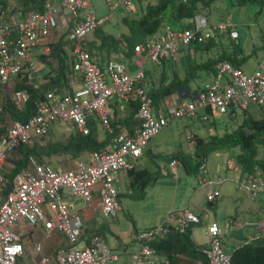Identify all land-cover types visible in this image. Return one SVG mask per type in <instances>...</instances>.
Wrapping results in <instances>:
<instances>
[{"label": "built area", "instance_id": "1", "mask_svg": "<svg viewBox=\"0 0 264 264\" xmlns=\"http://www.w3.org/2000/svg\"><path fill=\"white\" fill-rule=\"evenodd\" d=\"M6 1V0H1ZM108 11L130 12L135 0H102ZM162 0H153L158 4ZM208 12L199 10L193 18L192 28L175 31L168 25L162 31L134 47V59L130 68L124 62L110 60L101 70L95 65L84 46L85 40L103 27L108 16L98 18L91 0H47L42 12L29 14L24 20L4 18L0 11V85L17 79L19 83L40 84L37 63L32 53L44 44L42 56H48L50 45L66 33L70 43L72 71L80 81V87L72 93L57 95L45 93L36 114L26 123L13 122L0 136V189L3 186V169L12 153L22 145H30L33 139L46 138L56 126L61 134L74 127L83 136L89 134L88 122H100L110 141L102 151H96L88 159L73 161L69 170L28 159V166L15 175L12 189L0 202V264L20 263L28 243L38 256L37 264H118L119 255L112 252L98 235L85 237L84 210H98L102 219L114 218L120 211L118 175L133 169L130 160L138 159L149 141L163 131L170 122L180 119H199L208 122L207 113L235 116V111H246L248 106L264 105V59L250 73L235 68L227 61L214 66L211 80L196 91L189 102L174 103L173 97L164 100L165 106L155 110L147 92L144 64L148 60L158 66L161 54L175 63L180 47L205 43L213 34L238 38L231 16L224 23L210 25ZM57 32V34H56ZM62 33V34H61ZM73 85V82L71 83ZM138 100L135 119L138 126L132 135L109 121L108 101H127L130 94ZM178 97V95H175ZM174 96V97H175ZM24 91L13 92L12 103L17 107L27 101ZM203 112V115H198ZM194 142L191 133L186 136ZM226 169L234 176L237 191L254 202L264 193V174L256 172L242 177L241 169L233 160L226 162ZM178 161L173 159L169 168L175 173ZM198 184L209 187L203 162L197 171ZM220 194L208 189L206 199L213 202ZM76 198L83 203L82 210L70 211L64 199ZM264 210V204L262 206ZM20 222L26 227H41L43 235L14 229ZM201 220L190 210L170 213L160 226L136 234L139 249L130 255L128 264H156L159 254L153 247L172 233L183 234L188 227L196 228ZM247 225V224H245ZM262 232V224L257 225ZM62 236L63 242L49 256L42 255L43 244L53 234ZM203 236L208 247L200 264H231V257L221 248V230L216 222H207ZM260 237H251L245 244ZM168 264V262H164Z\"/></svg>", "mask_w": 264, "mask_h": 264}, {"label": "trees", "instance_id": "2", "mask_svg": "<svg viewBox=\"0 0 264 264\" xmlns=\"http://www.w3.org/2000/svg\"><path fill=\"white\" fill-rule=\"evenodd\" d=\"M0 0V11L4 18L14 17L16 20H24L29 14L42 12L47 0ZM221 0H162L158 4L148 3L143 7L140 15L136 18H123L122 25L126 30L125 34L118 38L106 35L102 27L96 30L93 37L84 42V46L90 56L91 61L101 70L104 64L117 55L121 60H131L134 55V47L143 43L145 40L160 33L165 25H168L175 31L192 28L193 18L199 10H208L210 6ZM54 2V0H53ZM56 2V1H55ZM230 3L239 8L247 5H256L260 10H264V0H229ZM172 22L175 26H172ZM222 37L214 35L205 43L194 44L192 52L198 54V61H194L188 67L182 78L175 76L171 82L166 85H160L157 88L147 87V92L153 102L154 107L160 108L162 100L170 97L177 91H187L190 89V82L197 79L200 73L214 74V66L220 61H227L235 68L242 69L247 62V58L237 59L236 54L242 56V52L237 48V44L231 41L232 53H228V48L223 44ZM70 43L67 40L66 33L62 34L59 40L50 45L48 56H40L42 62L49 59L52 63L49 73L44 77L45 82L40 84L19 83L17 79L13 81L14 91H24L27 95V101L17 108L11 101V96H1L0 122L5 123L7 119L13 122L26 123L36 114L38 104L44 100L47 91H53L57 95L69 94L73 91V85L78 84V78L72 71V59L70 58ZM203 56V58H201ZM118 58V59H119ZM120 61V60H117ZM75 80V81H74ZM146 81V75H145ZM73 82V85L71 84ZM1 86V85H0ZM2 87V86H1ZM12 95V94H11ZM129 96H135L133 93ZM137 99V98H136ZM138 100L133 103L135 111L138 108ZM244 113V111L242 112ZM209 123L213 126L212 135L208 140L196 139L194 155L192 157L177 155L175 160L180 161L185 172L196 176L199 166L205 162L208 154L213 151L238 149L239 153L233 161L241 169L242 177L254 175L256 172L264 174V157L260 152L264 151V116L261 119H254L243 114L240 123H236L232 128H228L221 121L210 119L214 114L207 113ZM221 115H218V117ZM223 117V116H222ZM233 120L234 117L226 116ZM221 119V118H220ZM235 121V120H234ZM1 126L0 136L4 134L8 127ZM92 120L88 122L89 134L81 135L72 127L69 131L60 135L62 140H47L53 130L46 138L33 139L30 145H22L15 150L11 156L16 155V159H9L10 166L4 167L3 186L0 189V202L12 189V181L15 175L27 169L28 159L33 158L38 163L46 164L52 157H69L73 161L86 160L93 152L102 151L110 141V136L105 132L106 139L99 142L95 126ZM11 125V124H10ZM114 127V126H112ZM59 128L56 126L54 129ZM61 129V128H59ZM223 132L219 134V130ZM47 161V162H46ZM53 168L57 169L55 166ZM131 180L132 190L140 191V197H144V190L149 185L152 175L145 170H128ZM261 195V194H260ZM191 231L188 227L183 234L172 233L167 239L155 243L153 247L157 253L159 251L166 255L169 261L177 259L183 255L190 259L200 258L204 263L205 257L200 251H196L190 238ZM100 237V236H99ZM231 264H264V238L243 245L235 249L231 254Z\"/></svg>", "mask_w": 264, "mask_h": 264}, {"label": "crops", "instance_id": "3", "mask_svg": "<svg viewBox=\"0 0 264 264\" xmlns=\"http://www.w3.org/2000/svg\"><path fill=\"white\" fill-rule=\"evenodd\" d=\"M55 1L58 2L59 0H54V2ZM91 3L93 5L92 0H91ZM148 3H152V0H135L133 8L129 12L130 19L136 18L137 16H139L143 7L146 6ZM102 4L104 5L103 1H102ZM93 7L98 14L96 7L94 5H93ZM104 9L106 11V14H101L102 16H100V17L108 16V21L101 28L102 31L106 35H111V36H114L116 38H118L122 34H125L126 30L123 27L122 22H121L123 18L119 19L121 26H118L117 27L118 29L116 28L117 31H114L113 26L112 27L107 26V24L110 22V20H109L110 17H109V15H107V13L111 14V13L117 12L119 10L114 11V12H110V11H108L106 6ZM97 14H96V16H97ZM100 17H98V18H100ZM56 34H57V32H56ZM238 38H239V36H238ZM236 40H231V41L234 42ZM43 46H44V44H40L39 46L36 47V49L32 53V59L35 63L39 62V63L46 66V70H45L46 72H44L43 75H41L43 78V81L41 82V84L45 82L44 77L49 73V71L51 69L49 67V64L52 63L49 59H47L46 62L41 61L40 56H42ZM180 48L181 49H179L180 51L178 52V56H177L178 58H177L175 63H171L168 60L165 52H162L161 63L158 66L152 64L148 60L146 61V62H148L147 65L144 66L145 75H146V81H145L146 88L148 87V89L149 88L152 89V88H157L160 85H166L169 82H171V80L175 76L182 78L184 76V74L186 73V70L188 69V67L191 66L194 61H198L199 56L197 53L192 52L191 46L180 47ZM35 58H38L37 62L35 61ZM112 58H115V59L117 58V60L124 62L125 64H127L129 66L130 71L131 72L133 71V69L130 68V65H131L132 60L134 59V55H133L131 60H126V61L121 60L117 55H115ZM201 58H203V56H201ZM212 76H213L212 74L204 73V77L205 78L208 77V80H207L208 82H209V80H211ZM207 81H206V83H208ZM12 84H13V81H12ZM7 85H9V83ZM7 85H4V86H7ZM79 87H80V81H78V84L73 85V89H76ZM199 89H201V86H196L195 88L190 87L189 90L183 91V93L181 91H177L176 93H174L170 97L174 98V100H173L174 103L189 102L192 99L193 95L196 93V91H198ZM175 95H178V97H176ZM164 100L165 101L168 100V97L165 98ZM164 100H162L160 108H163L165 106ZM136 101H137L136 96H129L127 101L119 100V99L109 100L108 101V112H109L110 124L114 127L118 126L122 130L126 131L128 134L132 135L138 126V121L135 119L136 111L134 113L135 108L133 106V103L134 102L136 103ZM157 109H159V108L156 107L155 110H157ZM203 114L204 113L201 112L200 115H203ZM210 119L213 121L214 116H212ZM96 122L97 121L93 122L92 125L95 126ZM209 122H211V121H209ZM189 124H190V119H180L178 121L170 122L168 124V126L163 130V131H165V133L168 132V135H165L164 137L157 138L160 135V133L163 132V131H161L156 137L152 138L149 141L146 148L143 150L141 156L138 159L130 160V163L132 165L133 170H145L149 174H151L153 177L152 178L153 181H151L153 183L150 182L149 185H147V187L144 190V195H143L144 197L141 198V201L146 199V197L154 198L155 200L161 201V204L159 205V207H162V201L166 195L165 194V192H166L165 187L162 184V183L167 181L166 180L167 178L165 177V175H168V174H166V171H167V173H169L168 176H176L177 175V177H179L180 172H179L178 168L181 167L182 168L181 173H183L181 175H184L185 177L189 176V174H187L185 172L180 161H178V166L176 168L175 173H173L171 171V169L169 168V164L171 163V161L173 159H177L176 156L178 154L192 157L194 155V149H195V143H196L195 138L204 141V140H208V138L212 134V131L208 132L207 130L204 132L199 131V132H201L200 136H197V132H194V134H192L191 130L189 129ZM54 130L55 129H53V131ZM188 133H191L193 138H194L193 143L188 142L186 139V141L188 143H190V148H191V151H190V148L189 149L186 148V152H192V154H189V155L183 152L184 148H183V145L181 143L182 135L187 136ZM103 134H104V136L101 140H98L99 142L105 141V139H106L105 130H103ZM216 153L217 154H215L216 156L214 158V161H217L218 163L216 165H214V163L212 162V167L210 169L208 168V165H207V158L205 159L206 179L211 182V185L208 188L200 186L198 184L196 176H194V178H195L198 186L201 189L200 191H202L204 194L206 193V190H208V189H212V190L217 189L219 192L223 193V199L224 200H222L223 202H220V203H222V206L218 212V215H216L218 210L216 208L215 201L218 198H220L221 194L213 202H208L205 195H204V197H200L197 201H195L197 204V207H195V206L192 207L193 210L190 207L182 208L185 206V204L188 202V199H189L188 195L190 194V191H189L188 187L192 184L190 178H187L188 180H187V183L185 186L184 192L187 194L185 199H183V197L179 196V193H176V195L173 199V202L171 204L174 207L175 206L177 207L178 205H180V206H182L181 207L182 209L180 211L190 210L191 212H193L196 216H198L200 218L201 224L199 226H201V228H202L201 234L198 232V228L196 229V228L190 227V231H191L190 238L194 244L196 251H200V252H203L208 247L207 239L203 236L204 228H205L207 222H209V221L210 222H216L218 224L216 217L219 218L220 220H222V222L224 223V229L225 230L233 232V231H235V229H237V231L233 232V233H236V236L239 235L237 233L244 230L243 231L244 235H242L244 243L237 245V246L235 244H233V246H235V247H233L234 250L245 245L247 240H249L251 237H256V236L260 237V238L263 237L261 232H259L257 230V227L250 225L249 221L245 223L247 225L244 224L245 228L240 227V225H236L240 222L237 221V213L239 211L234 212V214H235L234 216L232 215L233 211H235V208H237V207L241 208L240 213L245 214L246 210L249 209V211H250V210H252V207L249 205H246V203H244L242 201L239 203L238 202L239 198L235 197V194H237L239 192L237 191V186L235 184V180H234L235 178L233 175L229 176V178L231 177L230 180H228L226 178L228 176H225L222 174L216 175L222 170L225 171V163L229 160H233L239 152L237 151L233 155L232 158L227 157V156H229V154H227V150H223V152L217 151ZM211 154H213V153H211ZM220 156L223 157L222 158L223 159L222 164L220 163V159H219ZM9 159L6 162L4 167L10 166ZM220 164H221V166H220ZM214 167H216V168H214ZM162 168L164 169L165 175L161 170ZM214 176H217V177L215 178ZM158 178L160 181L158 183H156V180ZM118 179H119L120 184L122 181H124L126 187L128 189H130L131 191H133L131 188V180L129 178L127 171L120 172L118 175ZM194 183H195V181H194ZM158 185H159V187H158ZM241 195L246 200H250L247 195H245V194H241ZM119 197H120V195H119ZM177 199L180 200V201H178V205L175 204L177 202ZM191 200L192 201L195 200L194 196ZM204 200L207 201L206 204H204L205 203ZM238 203H239V206H238ZM119 204H120V198H119ZM205 206H207V207L205 208ZM120 207H121V211L114 218H112L110 223L107 222V224H108L107 228H105L103 225L100 224V222H101L100 220L98 221V217L101 218L98 210H95L93 212L91 210H84L83 211V218H84V225H85V237H86V239H88L92 235H98L102 238V240L105 243L106 240H105L104 232H105V230L108 231L111 234V236L114 237L113 242L112 241L109 242L112 246V249H110V250L112 252H116L119 255L118 264H128L130 255L139 249V244L136 241V234L138 232H140V230L139 231L135 230V226L133 225L134 230H133L132 234L129 235V237H128V243H129L130 249L128 247L123 246V244L120 240V235H118V230L116 227L117 226L116 222H119L121 219H123L122 215H121V213L123 212L122 206L120 205ZM178 209H179V207H178ZM199 209H200V211L198 212ZM170 210H171L170 206L165 207V209H163V210H160V208H156V211L153 210L152 213L148 214V218H150V220L145 221V223L143 224L144 227L146 229H150V228H154V227L159 226V224L162 225L166 221L165 220L163 222L164 216L166 214H167V216H169L170 213H172V214L175 213V212H170ZM195 212L198 214L200 213V214L197 215ZM167 216H166V219H167ZM156 224H157V226H156ZM22 228H23V231H25V232L27 231L29 233H32L36 237H40L43 235V230L41 227L29 228V227L23 226ZM220 230H221V228H220ZM23 231L21 230L20 233L22 234ZM193 237H194V239H193ZM222 237H224V235L222 234V230H221V240H222ZM49 239H53V241L57 242V245L45 244V242L47 241L46 240L43 244V249H42V255L43 256L51 255L54 252V250L63 242L62 236L58 233L53 234ZM24 245L26 248V253L28 255L29 261H27L26 263H23V264H37L38 256H36L31 251V247L28 243H26ZM159 257H160V262L156 263V264H165L164 262H166L168 260L166 258V255L161 251H159ZM202 262L203 261L200 258L190 259L188 257H184L183 255H180V256H178L177 259H174V260L172 259L171 261H169L168 264H188V263L189 264L190 263L191 264H200Z\"/></svg>", "mask_w": 264, "mask_h": 264}, {"label": "rangeland", "instance_id": "4", "mask_svg": "<svg viewBox=\"0 0 264 264\" xmlns=\"http://www.w3.org/2000/svg\"><path fill=\"white\" fill-rule=\"evenodd\" d=\"M12 0L9 1V3ZM53 2V0H51ZM93 5L96 7L98 14L97 16L100 17L102 16L101 14H106L105 11V6L102 4V0H92ZM208 15V23L210 25L216 24V23H224L226 17L231 16L232 18V22L234 25V29L235 31H237V34L239 36V38L234 41L237 44V48L241 50L242 52V56L240 54H236L237 59H240L241 57H245L247 58V62L243 65L242 69L246 74H250L256 67L258 64H260L262 62V60L264 59V10H260L256 5H247L243 8H239L236 5L232 4L229 2V0H221L218 1L217 3L213 4L212 6H210L207 10ZM110 17V22L107 24V26H113L114 31H117V27L121 26L120 25V21L119 19L121 18H130V14L129 12H125L122 10H119L117 12L108 14ZM102 18V17H100ZM172 26L174 27L175 24L172 22ZM117 28V29H116ZM117 34V33H116ZM93 37V35L88 37V40L91 39ZM222 42L223 44L228 48V53H232V44L231 41L228 39L227 35H224V37H222ZM192 47V46H191ZM181 49V48H179ZM180 51V50H179ZM178 51V52H179ZM178 56V55H177ZM178 58V57H177ZM241 60V59H240ZM35 61H38V58H35ZM37 62V69H38V73L40 75H43L44 72H46V66ZM148 62H146L144 64L147 65ZM208 80V77L205 78L204 77V73H200L197 77L196 80L190 82V86L191 87H196V86H201L204 87V85L206 84V81ZM75 81V80H74ZM210 81V80H209ZM208 82V81H207ZM13 84L12 82L9 83V85L7 86H0V91H1V96L3 97H7V96H11L12 92H13ZM1 98H0V105H1ZM243 114H245L246 116L252 117L254 119H261L264 116V105H262V107H258L255 105H250L248 106V108L246 109V111L244 113H242L241 111L236 110L235 111V119L230 120L228 119V117H222L218 115H214V119H216V121H221L223 122L226 127L228 125V128H232L234 124L236 123H240L242 118H243ZM200 115V114H198ZM221 118V119H220ZM235 120V121H234ZM3 123L0 122V128L2 126ZM11 124V121L9 119H7L5 121V123L3 124V126L9 127ZM189 129L191 130V133L194 134V132H197V136L201 135V132L199 131H212L213 130V126H211V122L209 123H204L201 122L199 119L196 120H190V124H189ZM95 130H96V135L98 140H101L104 136L103 134V130L104 127L102 126V124L100 122H96L95 124ZM61 129L56 128L51 136L45 140L44 143H47V141L52 140V141H56V140H62V138L60 137L61 135ZM219 134L223 132L222 129L219 130ZM165 131L161 132L160 135L157 137H164L165 135H168V132ZM213 134V133H212ZM211 134V135H212ZM181 143L183 145L184 148V153L186 154H192V152H186V148H190V143H188L186 141V136L182 135L181 137ZM191 151V148H190ZM239 151L238 149H227V154H229V156H227L228 158H232L233 155ZM217 151H213V154H208L207 155V165L208 168L210 169L212 167V162L214 163V165H216L218 162L214 161L215 158V154ZM220 152H223V150H220ZM260 156L264 157V151L260 152ZM223 157L220 156V163H223ZM10 159H16V155L11 156ZM88 159V157L86 158ZM47 162V161H46ZM49 164H51L52 166H55L57 169H62V170H69L72 168L73 165V160L70 159L69 157L66 156H61V157H52L50 160H48ZM205 163V162H204ZM220 164V166H221ZM227 164L225 163V171L222 170L220 171L218 174L216 175H225L228 176L226 177L228 180H230L229 176L231 174V172H228L226 169ZM216 168V167H214ZM162 172L164 173V169H161ZM179 172H180V176L177 177L176 176H168L169 173L165 175V177L167 178L166 182L162 183L163 186L165 187V197L162 201V207H159V205L161 204V201L155 200L154 198H150V197H146V199L142 200L139 199L140 197V191H131L130 189H128L125 185V182L122 181L120 184V205L122 206V210L123 212L121 213L122 218L119 222H116V227L118 230V235H120V240L123 244V246L128 247L130 249L129 243H128V237L129 235L132 234L134 227L135 226V230H140V231H144L146 230V228L144 227V223L145 221H149L150 218H148V214L152 213L153 210L156 211V208H160V210L165 209V207L170 206L171 210L170 212H178L180 211L182 208L185 207H190L192 210V207H197V204L195 201H197L200 197H204V195L206 196L208 194V190H206V193L204 194L202 191H200V187L198 186L195 178L193 175H189L187 177H185L184 175H181L183 173L182 172V168H178ZM212 177V176H211ZM215 178L217 176H214ZM153 178V177H152ZM187 178L191 179L192 184L188 187L190 194L188 202L185 204L184 207L178 205V200L175 203L176 205H178L177 207L172 206V202L173 199L176 195V193H179V196L183 197V199H185L186 197V193L185 191V186L187 183ZM160 180L159 178L156 180V183H158ZM195 181V183H194ZM124 182V183H123ZM153 183V182H151ZM159 187V185H158ZM213 191V190H212ZM214 191H216L217 193L221 194L220 198H218L215 201V205L217 208V213L216 215H218V212L222 206L223 202V193L219 192L217 189H215ZM242 193H237L235 194V197L239 198L238 202L240 203L241 201L246 203V205H249L252 207V210L249 211V209L246 210L245 214L240 213V209L241 208H235V211H233V216L235 215L234 212L239 211L237 213V221L240 222L236 225H240V227L245 228V223L246 222H250V225L252 226H257L262 224L264 227V210H262V206L264 204V194H261L257 197V199L254 202H251L250 200H246L242 195ZM195 198L194 201H192L191 199ZM150 198V199H149ZM183 201V200H182ZM205 201V200H204ZM207 201H205L204 204H206ZM64 203L66 205V207L70 210V211H76V210H82L83 208V203L82 201L76 199V198H67L64 199ZM182 203V202H181ZM225 203V202H224ZM238 203V206H239ZM179 207V209H178ZM182 207V208H181ZM207 206H205L206 208ZM201 209V208H200ZM200 209L198 210V212L200 211ZM169 213V212H168ZM196 213V212H195ZM197 215H199L198 213H196ZM120 215V216H121ZM166 216L167 214L164 216V220L163 222L166 220ZM213 218V217H212ZM101 221L100 224L103 225L105 228H107V222L110 223V221L112 219L104 220L101 219L100 217H98V221ZM216 220L218 222L219 227L222 230V234L224 235V237H222L221 240V248L222 251L225 254L230 255L233 251L235 246H233V244L240 245L244 243L243 240V236L244 235V230L240 231L238 236H236V233H233L235 231H237V229H235V231H227L224 229V223L222 222V220H220L219 218L216 217ZM162 222V223H163ZM26 224L24 222H20L18 224V227H16L14 230L17 233L21 232V229L23 226H25ZM157 226V224H156ZM160 226V224H159ZM198 228V232L201 234V226L196 227V229ZM261 234L263 235L262 238H264V229L261 232ZM104 236H105V245L107 246V248L110 250L112 249L111 244L109 243L110 241L113 242L114 237L111 236V234L105 230L104 232ZM194 239V237H193ZM45 244H50V245H57V242L53 241V239H48ZM28 260V255L25 252L24 257L22 258V260L20 261V263H26ZM164 262V261H163ZM189 264V263H188ZM191 264V263H190Z\"/></svg>", "mask_w": 264, "mask_h": 264}, {"label": "clouds", "instance_id": "5", "mask_svg": "<svg viewBox=\"0 0 264 264\" xmlns=\"http://www.w3.org/2000/svg\"><path fill=\"white\" fill-rule=\"evenodd\" d=\"M224 36V35H223ZM245 112V111H244Z\"/></svg>", "mask_w": 264, "mask_h": 264}]
</instances>
